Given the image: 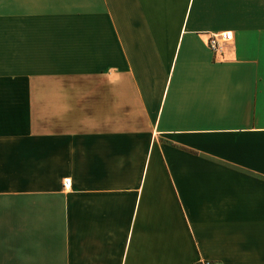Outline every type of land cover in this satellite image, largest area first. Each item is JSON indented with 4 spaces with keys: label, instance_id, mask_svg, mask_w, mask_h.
Instances as JSON below:
<instances>
[{
    "label": "crops",
    "instance_id": "obj_1",
    "mask_svg": "<svg viewBox=\"0 0 264 264\" xmlns=\"http://www.w3.org/2000/svg\"><path fill=\"white\" fill-rule=\"evenodd\" d=\"M203 262L264 264V0H0V264Z\"/></svg>",
    "mask_w": 264,
    "mask_h": 264
},
{
    "label": "built area",
    "instance_id": "obj_2",
    "mask_svg": "<svg viewBox=\"0 0 264 264\" xmlns=\"http://www.w3.org/2000/svg\"><path fill=\"white\" fill-rule=\"evenodd\" d=\"M229 35L227 32H216V33H211L208 35L207 41H206V46L208 49L213 53H219L223 46L228 42L229 40ZM63 186L68 187L69 185V180L64 179L63 180ZM200 264H209L207 262H203Z\"/></svg>",
    "mask_w": 264,
    "mask_h": 264
},
{
    "label": "snow or ice",
    "instance_id": "obj_3",
    "mask_svg": "<svg viewBox=\"0 0 264 264\" xmlns=\"http://www.w3.org/2000/svg\"><path fill=\"white\" fill-rule=\"evenodd\" d=\"M228 35H229V37H231V35H232V34H231V33H229Z\"/></svg>",
    "mask_w": 264,
    "mask_h": 264
}]
</instances>
